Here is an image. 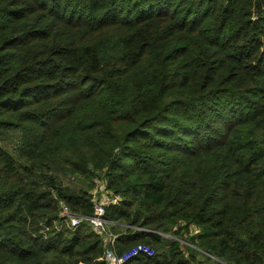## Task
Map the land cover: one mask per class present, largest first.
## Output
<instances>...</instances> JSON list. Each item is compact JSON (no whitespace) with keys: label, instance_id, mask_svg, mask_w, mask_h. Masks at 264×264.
Instances as JSON below:
<instances>
[{"label":"trees","instance_id":"16d2710c","mask_svg":"<svg viewBox=\"0 0 264 264\" xmlns=\"http://www.w3.org/2000/svg\"><path fill=\"white\" fill-rule=\"evenodd\" d=\"M98 177L127 264H264V0H0V264H108Z\"/></svg>","mask_w":264,"mask_h":264},{"label":"built area","instance_id":"2783aa9c","mask_svg":"<svg viewBox=\"0 0 264 264\" xmlns=\"http://www.w3.org/2000/svg\"><path fill=\"white\" fill-rule=\"evenodd\" d=\"M89 197L92 205V214L80 215L70 209L69 206L62 204L60 216L71 229H77L82 226H89L92 230L101 237L106 248L105 259L108 264H127L133 258L141 255L153 256V249L146 244H138L131 247L123 255L118 256L113 250L114 244L118 236L110 232L109 226L115 225L114 222L106 218L107 210L112 207H118L122 203L121 195L114 194L107 186L106 181L101 177L94 180V186L89 191ZM141 231L152 232L160 235L165 239H176L171 235L151 231L147 229L137 228ZM201 232V228L197 225H192L191 235L195 236ZM184 244L194 247V245L179 240ZM195 248V247H194Z\"/></svg>","mask_w":264,"mask_h":264},{"label":"rangeland","instance_id":"374dc122","mask_svg":"<svg viewBox=\"0 0 264 264\" xmlns=\"http://www.w3.org/2000/svg\"><path fill=\"white\" fill-rule=\"evenodd\" d=\"M171 240H173V239H169V241H171ZM182 243H183V242H182ZM186 243H188V242H186ZM189 244H190V243H189ZM184 245H187V244H184V243H183V246H184ZM190 247H192V246H190ZM194 247H195V248H194ZM194 247H193L194 249H198L196 246H194ZM185 249H186V248L183 247V250H185Z\"/></svg>","mask_w":264,"mask_h":264}]
</instances>
